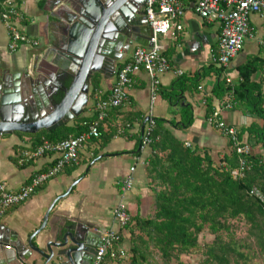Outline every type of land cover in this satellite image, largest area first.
Wrapping results in <instances>:
<instances>
[{
	"label": "crops",
	"instance_id": "obj_1",
	"mask_svg": "<svg viewBox=\"0 0 264 264\" xmlns=\"http://www.w3.org/2000/svg\"><path fill=\"white\" fill-rule=\"evenodd\" d=\"M20 1L25 18L21 30L39 41L40 45L23 46L16 52H9L8 33L0 20V76L19 75L24 82L29 76L37 78V73L46 68L59 74L65 59L54 51V46L61 31L66 28L72 12L68 5L56 7V0ZM180 1L185 7L183 18L177 20V23L182 25V31L161 38V47L173 70H181L184 75L176 77L173 72L162 75L159 92L151 106L150 79L144 71L136 74L129 90L128 101L120 108L110 111L109 117L101 126V138L89 140L81 150L78 165L67 168L45 182L27 201L12 207L0 218V224L8 228L13 237L27 244L30 237L42 227L47 213H49L47 225L34 239L40 246L51 240L60 226L84 224L92 230L116 228L112 211L120 201L118 183L129 173L131 167H135V181L125 198V204L132 217H152L155 212L154 193L146 168L152 150L150 147L144 150L141 148L143 130L150 116L166 120L164 127L177 140L189 143L200 154L208 153L218 166L220 160L231 154L228 140L211 126L205 117V96L211 93L218 76L213 72L205 73L204 70L212 65L211 57L216 52L220 25L196 15L191 8L190 0ZM143 11L145 12V6ZM250 20L254 28L253 36L246 39L243 51L233 58L225 70L227 78L234 85L239 82L238 68L249 58L263 55L260 43L264 40V11L252 15ZM143 25L144 30L149 29L146 20ZM143 42L145 45H134L118 61L116 71L130 61L137 47L150 46V39ZM60 61L59 67L54 66V62ZM56 76L54 81H57ZM95 79L100 81L99 92L106 96L116 81V72L111 78L105 79L101 75H96ZM185 79H197V86L192 87V91L187 90L183 93L184 100L181 104L173 105L167 96L171 92L177 94L173 91L175 82L181 80L182 83L175 86L176 89L177 87L180 89L185 85L183 83ZM94 80L90 84L86 106L79 115L81 117H93ZM262 80V71L253 76V81L261 83L264 94ZM223 100L215 99V109L220 107ZM185 105L192 108L193 124L187 129L173 127L169 122H180L181 107ZM79 116L66 125L74 126ZM221 116L227 124L237 128L243 141L252 146L253 155H263L262 145L251 140L247 131L253 124L262 126L263 123L257 116L246 113L241 108L222 111ZM30 136L14 133L0 138V184L5 183L13 192L30 183L35 175L46 172L56 160V155L50 154L20 165L18 159L20 153L33 147L34 140ZM121 236L120 247L127 252V257L122 260L108 259L107 264H130L131 234L126 229ZM13 256V251L5 247L0 248V262ZM35 260L34 255L27 261L13 264H35ZM149 262L151 263L150 259Z\"/></svg>",
	"mask_w": 264,
	"mask_h": 264
},
{
	"label": "trees",
	"instance_id": "obj_2",
	"mask_svg": "<svg viewBox=\"0 0 264 264\" xmlns=\"http://www.w3.org/2000/svg\"><path fill=\"white\" fill-rule=\"evenodd\" d=\"M8 0H0V15ZM21 3L20 0H14ZM215 73L217 82L211 93L205 96V117L208 120L215 111V99L223 100L232 87L223 78V67L212 64L204 70ZM264 71V58L251 57L238 68L239 82L234 86L235 108L257 116L262 126L252 125L247 131L251 140L261 144L263 155L248 158L249 170L244 178H234L238 160L234 152L216 165L208 153L200 154L192 147L177 140L165 127L166 120L155 119L153 141L150 146L147 172L154 193L152 217H132L127 227L131 237L130 264H151L150 249H156L162 264H184L181 257L200 254V264H239L249 259L238 248L236 232L246 227L247 235L241 248L249 249L254 257L264 262V94L261 83L253 76ZM264 81V74L263 80ZM93 96L99 93V79L94 80ZM174 84L168 100L174 105L184 100L183 93L197 86V79H185L180 89ZM182 93V94H181ZM180 122H169L173 127L189 128L194 121L190 105L181 107ZM92 118L79 116L74 126L64 125L55 131L42 130L33 138V147L43 139L56 143L75 137L85 131L84 122ZM241 136V135H240ZM251 192L254 194L251 195ZM208 232L214 239L204 247L200 236ZM246 262V261H244Z\"/></svg>",
	"mask_w": 264,
	"mask_h": 264
},
{
	"label": "built area",
	"instance_id": "obj_3",
	"mask_svg": "<svg viewBox=\"0 0 264 264\" xmlns=\"http://www.w3.org/2000/svg\"><path fill=\"white\" fill-rule=\"evenodd\" d=\"M190 2L196 15L220 25V36L216 52L211 57V63L226 70L233 58L243 51L246 39L253 36L254 28L250 19L252 15L261 14L264 11V0H190ZM20 5L21 3L14 0H8L0 15V20L8 33L9 52H16L23 46L38 47L40 45L39 41L32 39L21 30L25 18ZM184 13L185 7L180 0H146L145 15L152 30L150 46L137 47L130 61L117 69L116 81L108 95L97 93L92 121L84 122V132L56 143L43 139L39 146L30 147L20 153L18 157L20 165L50 154L56 155V160L51 168L35 175L30 183L16 192L11 191L5 183L0 184V218L12 207L27 201L45 182L67 168L78 165L81 150L89 140L101 138V126L109 117L110 111L120 108L128 101L129 90L136 74L144 71L150 79L151 106L159 92L162 75L168 72H173L176 77L184 75L181 70H173L161 47V38L182 31V25L177 23V20L183 18ZM260 45L264 58V40ZM222 77L232 89L221 102L220 107L215 109L208 122L228 140L232 152L237 157L238 168L234 172V178H244L250 168L248 158L253 156L252 146L243 141L237 128L227 124L221 116L222 111H231L237 104L233 90L235 85L227 78L225 72ZM154 130L155 121L150 116L143 130L141 141L143 150L151 146ZM185 146L191 147L189 143ZM134 174L135 167H131L129 173L118 183L120 201L112 211L113 222L117 229L113 227L101 230L96 254L91 264H107L108 259L122 260L127 257V252L120 247V244L121 233L132 221L125 198L134 186ZM252 194L254 192H251Z\"/></svg>",
	"mask_w": 264,
	"mask_h": 264
},
{
	"label": "water",
	"instance_id": "obj_4",
	"mask_svg": "<svg viewBox=\"0 0 264 264\" xmlns=\"http://www.w3.org/2000/svg\"><path fill=\"white\" fill-rule=\"evenodd\" d=\"M145 4L146 0H56V7L68 5L72 12L54 46L65 59L61 72L46 68L37 78L29 76L24 82L19 75L0 76V138L55 131L79 116L95 76L111 78L118 61L134 45H145L143 41L151 38V28L148 33L143 25L147 21ZM60 63L53 64L59 67ZM48 216L27 244L0 224V248L14 253L0 264L27 261L34 255L35 264H89L101 230L84 224L60 226L54 237L40 246L34 239L45 229Z\"/></svg>",
	"mask_w": 264,
	"mask_h": 264
},
{
	"label": "rangeland",
	"instance_id": "obj_5",
	"mask_svg": "<svg viewBox=\"0 0 264 264\" xmlns=\"http://www.w3.org/2000/svg\"><path fill=\"white\" fill-rule=\"evenodd\" d=\"M246 235H247V229L244 226H241L240 229L236 232V239L239 242L238 243L239 250L243 252L244 254L249 255V259L246 258L245 260L244 259L239 260V264H264L263 260L260 259L259 257H254L252 255V252L249 249L240 247L241 245L245 243ZM213 239L214 237L211 234H209L208 232H205L200 236V243L204 247L207 244H211ZM150 252H151L150 260L152 264H162L163 263L161 255L156 249L151 248ZM202 260H203V257L200 254H193V255H188V256L185 255L181 257V262L184 264H200Z\"/></svg>",
	"mask_w": 264,
	"mask_h": 264
},
{
	"label": "flooded vegetation",
	"instance_id": "obj_6",
	"mask_svg": "<svg viewBox=\"0 0 264 264\" xmlns=\"http://www.w3.org/2000/svg\"><path fill=\"white\" fill-rule=\"evenodd\" d=\"M94 257V256H93ZM93 257H91L90 261L88 260V263L91 264L92 263V260H93Z\"/></svg>",
	"mask_w": 264,
	"mask_h": 264
}]
</instances>
